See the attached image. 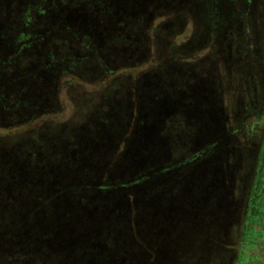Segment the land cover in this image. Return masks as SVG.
<instances>
[{
    "label": "trees",
    "instance_id": "trees-1",
    "mask_svg": "<svg viewBox=\"0 0 264 264\" xmlns=\"http://www.w3.org/2000/svg\"><path fill=\"white\" fill-rule=\"evenodd\" d=\"M185 1L0 0V102H5L2 105L3 112H0L2 114L0 116L2 131L0 134V264H67L66 262L72 263V260H78L80 257L84 262L94 258L95 263L98 264H128L131 261L138 264L147 258L151 260L146 261L147 264L159 262V254L156 251L168 234L165 233V238H162L161 234L157 243L154 242L156 235L153 233L145 235L139 223L143 214L139 205L141 197L129 184L137 181L140 182L139 185L148 184L152 189L155 188L152 182L158 180V175H170L174 180L173 184L160 186L150 194L158 197V202H163V198L168 193L177 196L176 191H178L183 194L181 191L184 185L179 183L176 185L175 182L188 178L189 163L211 160L216 164L214 159L216 156L229 153L231 146L225 148L224 140L222 142L220 135L221 121L223 122L226 117L220 101L225 98L228 101L232 100L229 96L231 93L223 89V76L226 72L229 75L228 87V83L234 77L232 74L234 69L227 62L234 63L237 59L235 55L231 57L228 54L229 60L223 52H218L215 41L221 38L224 45L232 42L231 35L235 32L238 34L236 23L231 24L233 28L226 36L210 37L212 42L208 43L210 52L207 59L211 58L217 63L218 71L211 73L204 63L194 71L192 67L187 66V70L183 69L179 74L186 77L180 84L175 83L173 89L175 94L171 95L169 92L172 91L166 84L164 70L157 68L158 66L155 69V72L160 70L158 77H161L160 86L164 89L154 98L158 103L164 100L161 96H165V92L169 94L166 96L171 103L178 101L180 96L186 97L188 101V97L192 96V91L188 92V85L196 87L200 82L195 79L199 77L206 82L208 88L202 93L201 100L207 106L201 107V110L207 111V115L215 112L214 118L216 115L219 118L217 123L219 134L211 135L210 144H203L202 147L193 145L191 139L199 133L200 125L189 119V111L195 106L191 100L187 104L182 100L186 104L185 109H188V118L183 110L168 115L163 121L161 136L158 133L159 139L164 141L172 157L171 162L147 166L140 169L141 171L130 172L129 175L123 174L124 167L109 166L105 168L106 174L103 175L100 170L104 168L94 171V168L83 167L82 162L86 155L70 150L69 147L66 148L65 143L69 137L84 128L88 129L90 134L88 136L94 142L101 139L103 133H95L93 127H96L95 125L107 127L108 114L106 112L105 115L97 117L95 115L101 112L102 105L108 102L116 91L125 96L132 92L134 100L137 98L138 93L133 89L137 88L138 78L134 80L126 75L125 79H121L124 72L133 70L126 67L142 66L150 57L157 61L160 55L165 61L176 63L181 59L180 62L187 63L184 61L188 59V47L185 43V46L183 44L177 51L172 50L170 46L168 49H163L157 45L150 49L152 42L154 43L153 38L169 40L184 35L188 25V6ZM229 1L236 2V0ZM259 2L264 5V1ZM79 11H83L80 14L82 22L80 21L79 27L72 28L63 21V18L68 16L78 18ZM51 12L56 14L60 21H49ZM215 17L214 15L211 21L213 24L210 23L212 32L217 28L218 22ZM156 19L159 21L156 22ZM89 21L94 23L92 30L90 27L89 30H84L83 24ZM169 23L173 29L169 28ZM248 35L245 36L247 53L240 55L241 62L237 64L239 73L242 71L239 67H244L247 74L252 72L249 66L242 64L245 56L260 55L253 43L254 37ZM198 48L203 50L204 46ZM188 70L192 73H188ZM118 72L121 74L116 77ZM190 74L195 79L188 81L187 76ZM146 78L148 77L143 76V80ZM262 79L264 75L259 76L253 70V78L249 86H255L264 94V89L261 88L264 84ZM61 82L70 83L68 85L70 94L74 92L76 94L78 87H82L83 84L99 89L105 87L101 90L103 92L100 91L101 93L84 92L83 107L75 110V114L77 110H81V116L76 115V118L65 120L58 118L60 112L55 98ZM25 90L28 93L36 91V95L45 93L46 97L38 99L36 105L33 101L24 102L22 94ZM223 95L225 97L222 98ZM255 97L264 100V96L259 93ZM232 110H226V114H233ZM243 111L251 112L247 107ZM208 117L211 119L210 116ZM230 125L231 122L228 123V127ZM119 131L114 126L109 131L112 134H109L120 135ZM177 136L183 138L178 142ZM231 145L235 149L234 142ZM237 148L242 150V144ZM5 150L12 153L6 157L16 159L14 163L9 164L6 159L4 160L2 154ZM14 151L18 152L15 157H13ZM101 159L109 160L99 156L98 160ZM74 162L76 167L73 168ZM60 164H66L67 168H59L57 165ZM63 178L68 182H61ZM10 180L17 183L16 189L14 187V190H11L7 186ZM58 181L68 185L63 186ZM102 186L106 189H102ZM106 186L114 190H119L121 186L122 191L116 192L115 195H125L124 206L122 209L119 208V214L116 213L114 216L119 219L118 221L112 219L106 222L93 210L95 201L105 206L116 203L115 195L109 196L106 202L94 199L96 191H100L105 197L108 188ZM162 194L164 196L161 198ZM22 196L23 199L27 197L36 206L35 211L32 212L34 223L24 232H20L21 227L14 225L16 214L21 211L17 202ZM68 200L69 202L64 204ZM158 202L153 204V209L150 210L157 211L155 207ZM178 208H181V205L173 204L171 207L173 212ZM150 215L147 216L149 222L153 219V215ZM92 217L95 219L93 220ZM145 220L147 221L146 217ZM186 221L181 218V223L185 222L187 227ZM173 228L180 230L178 222ZM170 230L171 228L166 232ZM186 237L188 239V234ZM186 242L184 236L182 245Z\"/></svg>",
    "mask_w": 264,
    "mask_h": 264
},
{
    "label": "rangeland",
    "instance_id": "rangeland-1",
    "mask_svg": "<svg viewBox=\"0 0 264 264\" xmlns=\"http://www.w3.org/2000/svg\"><path fill=\"white\" fill-rule=\"evenodd\" d=\"M259 1L264 0H236L234 3H231L229 0H186L185 2L188 6V25L183 33L184 35L169 40H156V38H153L154 43L152 42L150 49L152 50L157 45L163 49H168L170 46L172 50L177 51L185 43L188 47V59L184 61H187V63L180 62L181 59H178L176 63L173 61L169 62L168 60L165 61L160 55L157 57V61L150 57L142 66L134 65L133 68L126 67L133 70L124 72L121 79H125L126 75H129L131 79L138 78V82L136 83L137 88H132L133 91L138 93L137 98L134 100L132 92L125 96L116 91L111 96V99L102 105L101 112L95 115L97 117L105 115L106 112L108 114L106 116L107 127L100 125L93 127L95 133H103L101 139L94 142L88 136L90 135L88 129L84 128L69 137L65 143L66 148L69 147L70 150L86 155L82 162L83 167L94 168V171L104 168L100 170L103 175L106 174L105 168L109 166L115 168L124 167L123 174L129 175L130 172L141 171L140 169L147 166L171 162L172 157L167 151L164 141L161 138V140L159 139V136H161L160 130L162 129L165 117L168 115H173L183 110L188 118V109H185V105L191 100L195 103V106L189 111V119L200 125L199 133L191 139L193 145L195 147L197 145L202 147L203 144H210L211 135L219 134L217 133L219 118H217V115L214 118L215 112L207 115V111L201 110V107L206 108L207 106L201 100L202 93L206 92L208 88L206 82L200 77L195 79L190 74L187 76L188 81L194 78L195 81L198 80L200 83L197 82L199 84L196 87H194L195 85H188V92L192 91V96L188 97V101L186 97L180 96L178 101L171 103V101L167 100L166 96L169 94L165 92L166 98L165 96H161L164 100L158 103L154 101V98L161 90L164 91V89H161V77H158L160 70H156V73L155 69L158 66L157 68L164 70L163 74L169 90L172 91L169 92L171 95L175 94V90H173L175 83L180 84L186 77L179 74L181 70H187V66L192 67L194 71L204 63L205 67H209L211 73L218 71L217 63L211 58L210 60L207 59L210 52L208 50V43L212 42L210 37L215 35L226 36L231 31L230 29L233 28L231 24L236 23L238 34L235 32L231 35V39H233L232 42H229L231 44L224 45L221 38L215 41L218 52H223L226 58H228V54L231 57L235 55L237 59L234 63L227 62L234 69L232 72L234 77L228 83V87L227 76L229 75L226 72L223 76V89H225V92L229 91L231 93L229 96L232 100L228 101L225 98L220 101L221 109L224 110L226 116L225 120L221 121L222 131L220 135L222 142L224 140V147L231 146L229 153L219 154V157L216 156L214 158L216 164L211 160V162L193 161L189 163L188 178L182 179L181 182H175L176 185L178 183L184 185L183 191H181L183 194H180L178 191H176L178 193L177 196L176 194L171 195L168 193L163 198V202H158L159 198L150 194L160 186L166 187L167 184H173L174 180L170 175H158V180L154 179L155 182H152L155 187L152 189L149 187L150 185L144 184L141 186V184L139 185L140 182L137 181L129 184L137 190L141 197L139 205L143 210V214L139 219V223L145 235L153 233V235H156L154 242L157 243L161 234L162 238H165V233L168 234L156 251L159 254V262L156 264H264V193L260 194L264 190L262 188L264 187V169L262 172L260 171L262 167L258 160L264 154V100L262 101L260 97L258 99L255 97L258 93L261 96H264V94L260 92V89L257 90L255 86H249L253 78V70L259 76L264 75V5ZM81 12L83 11L77 13L78 18L77 16H68V18L64 17L63 21L72 28H77L82 22V17H80ZM241 13L243 16H241ZM214 15L218 23L217 28L212 32L210 31V27L213 24L211 21ZM48 19L52 22L60 21L53 12H51ZM158 21L159 19H156V22ZM83 25L84 30H89V27L92 30L94 23L89 21ZM171 27L172 25L169 23V28ZM247 34L254 37L253 43L260 53V55L251 56L248 54V56L244 57L242 64L244 63L252 69V72L249 74L244 71V67H239L242 69L240 73L239 69L237 70V64L241 62L240 55L243 56L244 53H247L246 47L248 46L245 40ZM97 36L99 37L100 35ZM200 46H204L203 50L198 48ZM228 59L230 60V57ZM188 73L192 72L188 70ZM120 74L118 72L116 77ZM143 76L148 78L143 80ZM5 78L8 79L7 77ZM262 80L264 83V79ZM69 84V82H61L55 95L60 112L59 119L67 120L76 118V115L81 116V110H77L76 114L75 110L76 108L80 109L83 107L82 94L88 91L100 92L105 87L99 89L88 84H83L82 87H78L76 94L75 92L70 94L68 93ZM262 85L260 86L264 89V84ZM21 89L23 90L22 86ZM36 94V91L28 93L25 90L22 98L24 102L33 101V104L36 105L38 99L46 97L45 93ZM96 96H98L97 93ZM3 103L5 102H0V112H3ZM246 107L251 112L245 113L243 110ZM228 109H233L234 113L226 114V110ZM0 116H2L1 113ZM50 117L49 119H51ZM230 122L231 125L228 127V123ZM114 126L121 131H119L120 135L110 136L109 133L111 132L109 131ZM1 133L2 131L0 130ZM182 138L183 136H177L176 140L179 142ZM232 139L235 149L231 145L233 144ZM240 144H242V150L237 148ZM87 151L88 153L86 154ZM92 153L93 155H91ZM9 154L12 153L7 150L3 152L4 160L6 159L5 161L9 164L14 163L16 159L12 160V157H6ZM17 154L18 152L14 151L13 157ZM99 156L102 158L106 157L109 160H98ZM75 163L72 165L73 168L76 167ZM57 166L63 169L67 168L66 164ZM78 166H81V164H78ZM256 175L262 177V180L258 179L255 184V179L253 178ZM60 181L63 183L68 182L64 178ZM60 184L63 186L68 185ZM137 185L139 187L136 188ZM7 186L11 190H14V187L15 189L17 188V183L10 180ZM104 187L102 186V189H106ZM106 187L108 188L105 197H103L100 191H96L94 194L95 200L99 201L101 199L100 201L106 202L109 196H114L116 192L122 191L121 186L119 190H114L109 186ZM176 192L173 191V193ZM253 193L254 195H252ZM160 196L162 198L164 194ZM124 197V194L117 195L115 197L116 203L113 202L114 204H109V206L95 201L93 210L106 222L112 219L118 221L119 219L114 216L116 213L119 214L118 209H122L124 206ZM250 197H253L252 203L255 202L256 206L253 214L249 213V209L246 208L247 205L250 206ZM68 202L69 200L62 203L67 204ZM157 202L158 204L155 207L157 211L150 210L153 209L152 205ZM17 204L21 211L16 214L14 225L18 228L21 227L20 232H24L25 230H29L32 223H34L32 212L35 211L36 206L27 197L23 199V196L20 197V200L18 199ZM173 204L181 205V208L173 212L171 209ZM150 214L153 215V219L149 222L148 217ZM178 217L186 219L188 226H185V222L181 223V218ZM92 219L94 220L95 218L92 217ZM177 222L180 225V230L173 228ZM184 226L185 228L182 230ZM170 228L171 230L166 232ZM187 234L188 239L186 237ZM184 236L187 242L185 245H182ZM147 259L141 260V263L138 264H147L146 261H151L150 258ZM75 260L77 259L72 260V263H66L98 264L95 263L94 258L88 262H84L81 257L77 261ZM132 262L128 264H135Z\"/></svg>",
    "mask_w": 264,
    "mask_h": 264
},
{
    "label": "flooded vegetation",
    "instance_id": "flooded-vegetation-1",
    "mask_svg": "<svg viewBox=\"0 0 264 264\" xmlns=\"http://www.w3.org/2000/svg\"><path fill=\"white\" fill-rule=\"evenodd\" d=\"M258 160H259V162H260V166L262 167L261 169H260V171L262 172V170L264 169V154L262 155V158H258ZM253 179H255V184H256V181H258V179L261 181L262 180V177H259V175H256L255 176V178H253ZM254 183H253V185H255ZM258 184V183H257ZM255 187V186H254ZM258 188V187H257ZM262 188H264V187H262ZM255 190H256V188H254ZM261 193H264V190H262L261 192H260V194ZM252 195H254V193L252 194ZM251 196V195H250ZM251 199H250V206L249 205H247V207L246 208H248L249 209V213H251V214H253L254 212H255V210H256V206H255V202H253L252 203V199H253V197H250ZM256 198H257V196H256ZM255 198V199H256ZM263 198H264V195H263Z\"/></svg>",
    "mask_w": 264,
    "mask_h": 264
}]
</instances>
